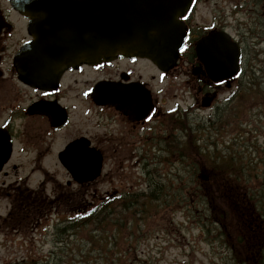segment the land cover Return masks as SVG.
I'll return each mask as SVG.
<instances>
[{
    "label": "rangeland",
    "instance_id": "1",
    "mask_svg": "<svg viewBox=\"0 0 264 264\" xmlns=\"http://www.w3.org/2000/svg\"><path fill=\"white\" fill-rule=\"evenodd\" d=\"M204 11L198 19L202 15L208 18L209 10ZM227 22L233 34L241 31L240 22L243 29L248 24L252 26L245 32V72L252 74L244 73L241 82L245 87L255 81L251 85L257 90L251 87L250 96L236 98L229 105L220 104L213 118H209L210 111L195 112L184 120L190 131L178 130L173 145L163 143L155 152L152 147L145 148V160L137 169L129 167L131 172L122 177L128 179L132 188L145 191L147 195L152 190L155 198L142 196L127 203L128 210L124 211L117 200L112 206L114 214L110 216L108 227L93 231L95 242L92 245L87 238L90 231L97 228L95 226L78 229L68 236L58 233L59 226L66 225L65 219L70 217L62 208L49 211L36 229L27 228L30 213L23 215L15 208L13 189L9 194V185L20 174H27L36 167L41 171L26 178L28 185L21 192L40 189L45 180L46 185L41 189L49 199L54 197L52 189L70 179L58 163L56 152L62 141L65 143L74 133L67 132L53 145L42 164L34 165L24 153H16L7 167V175L0 176V264H15L23 259H32L35 264H116L114 260L119 255L125 264H238L223 237L226 235L211 218L207 204V190L203 185L211 178L213 169L204 164L202 170L200 164L203 160L210 166L233 160L243 177V193L260 204V212L264 214V13L258 17L242 10ZM247 30L254 31L256 36ZM80 119L75 121L73 132L79 129L104 132V128L94 129L92 122ZM106 156L104 175L89 187L94 193H106L107 180L115 171L111 154ZM14 164L18 166L17 171L11 167ZM117 179L119 177L115 185H119ZM70 188L72 191L78 189ZM22 221L25 227L18 232L5 228V225H17ZM108 236L112 237L106 243ZM111 249H115L113 253L109 252Z\"/></svg>",
    "mask_w": 264,
    "mask_h": 264
},
{
    "label": "flooded vegetation",
    "instance_id": "2",
    "mask_svg": "<svg viewBox=\"0 0 264 264\" xmlns=\"http://www.w3.org/2000/svg\"><path fill=\"white\" fill-rule=\"evenodd\" d=\"M234 2L240 3L194 0L185 17L189 38L175 68L163 71L148 59L118 58L71 68L57 82L39 87L21 79L15 65L31 39L30 20L12 0H0V126L9 130L15 147L20 146L21 153L35 165L45 162L53 145L67 132L74 135L62 141L56 152L58 162L60 153L81 138L88 146L103 149L105 155L110 153L114 170L119 162L139 165L145 160V148L155 152L163 143L173 145L184 120L202 109L203 99L220 94L224 85L211 79L198 59L195 43L210 32L228 29L227 20L235 14ZM204 9L209 10L208 18L202 15L198 19ZM98 92L111 99L110 104H98ZM189 99L198 109L189 107ZM80 117L104 132H73ZM11 167L17 171V165ZM7 173L5 168L3 174ZM15 185H9V194Z\"/></svg>",
    "mask_w": 264,
    "mask_h": 264
},
{
    "label": "water",
    "instance_id": "3",
    "mask_svg": "<svg viewBox=\"0 0 264 264\" xmlns=\"http://www.w3.org/2000/svg\"><path fill=\"white\" fill-rule=\"evenodd\" d=\"M19 1L39 21L34 27L37 41L33 43L38 46L33 51L59 60V68L64 69L74 62L99 61L121 54L146 56L163 68L173 66L186 36L180 16L190 0H48L44 17L37 7L41 1ZM174 6L179 8L173 11ZM213 39L209 35L198 42L201 59L208 54L207 44ZM218 41L222 44L218 51L222 57L221 78H228L239 69L240 47L228 34ZM3 163L4 160L0 168ZM100 166L98 163L86 179L95 178Z\"/></svg>",
    "mask_w": 264,
    "mask_h": 264
},
{
    "label": "trees",
    "instance_id": "4",
    "mask_svg": "<svg viewBox=\"0 0 264 264\" xmlns=\"http://www.w3.org/2000/svg\"><path fill=\"white\" fill-rule=\"evenodd\" d=\"M263 5L264 0H253L250 2L249 7L251 10H254L253 14L259 17V14L264 10ZM247 32L256 36V33L252 30H247ZM250 74L252 73H248V75ZM253 76L255 77L254 72ZM247 82L250 83L249 81ZM255 83L254 81L251 84ZM251 84H247L248 86L245 87L242 86V98L245 95H251L248 92L251 87L253 91L254 88L257 90ZM203 161L200 164V168H203L205 164L213 169L211 178L203 185V188L207 190L206 200L210 207L211 218L221 228L223 234L226 235L223 237L226 243L232 248V252L235 254L234 259L238 264H264V214L260 212V204H256L252 198L246 197L245 193H243V177L237 171L238 168L233 160L224 161L217 165L212 164L213 166H210L208 161L207 163H205V160ZM146 197L150 199L155 198L153 194ZM140 198L138 195L122 197V200L119 202L123 206V211L125 209L128 210L127 206L129 203H133ZM30 202L31 200H26V206ZM28 206H32L33 210V206L34 209L36 208V202ZM112 206L114 204L111 202H102L92 211H87L85 214H82L79 219H74L71 222L68 221L66 225L60 226L58 233H66L68 236L70 233L75 234L78 229L95 226L97 228L92 229L87 238L89 241L88 244L92 245L95 242L93 231H102V229L108 227L110 216L114 214ZM111 237H105V242L109 243V238ZM114 250L111 249L109 252L113 253ZM114 262L116 264H125V260L121 255ZM29 264H35V261Z\"/></svg>",
    "mask_w": 264,
    "mask_h": 264
},
{
    "label": "bare ground",
    "instance_id": "5",
    "mask_svg": "<svg viewBox=\"0 0 264 264\" xmlns=\"http://www.w3.org/2000/svg\"><path fill=\"white\" fill-rule=\"evenodd\" d=\"M181 129L183 131H186V132L190 131V128H189V126L186 125V123H184V124L181 125Z\"/></svg>",
    "mask_w": 264,
    "mask_h": 264
}]
</instances>
